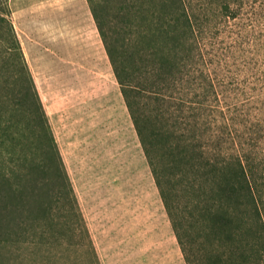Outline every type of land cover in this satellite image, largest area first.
Masks as SVG:
<instances>
[{"label":"trees","instance_id":"obj_1","mask_svg":"<svg viewBox=\"0 0 264 264\" xmlns=\"http://www.w3.org/2000/svg\"><path fill=\"white\" fill-rule=\"evenodd\" d=\"M87 1L185 263L264 264V0H115L111 21L100 0ZM50 182L74 215L20 41L0 13V248L27 242L37 221L41 237L56 229Z\"/></svg>","mask_w":264,"mask_h":264},{"label":"crops","instance_id":"obj_2","mask_svg":"<svg viewBox=\"0 0 264 264\" xmlns=\"http://www.w3.org/2000/svg\"><path fill=\"white\" fill-rule=\"evenodd\" d=\"M79 2L82 6L76 16L79 28L51 35H26L25 39L26 59L60 154L81 205L91 216L92 227L98 226L92 234L96 245L110 244L109 226L114 211V221H118L119 227L122 219L129 220L136 244H143L150 254L159 252L178 263V243L123 97L118 95L115 101L109 98L116 81L113 71L111 78L92 76L101 69L106 71L109 61L88 6ZM46 67H52V74H48ZM60 67L79 68L91 74L78 82L85 85L87 92L92 89L88 85H93L96 92L91 100L85 99L83 105L79 102L74 76L67 86V78L58 75ZM104 87L111 89L106 97L102 93ZM104 101L105 107H98ZM84 134L86 139L79 145ZM99 137L103 140L100 147L93 144ZM114 137L118 138L116 142ZM98 251L104 264H121L116 259H124L121 252L112 253L107 247Z\"/></svg>","mask_w":264,"mask_h":264},{"label":"rangeland","instance_id":"obj_3","mask_svg":"<svg viewBox=\"0 0 264 264\" xmlns=\"http://www.w3.org/2000/svg\"><path fill=\"white\" fill-rule=\"evenodd\" d=\"M81 1L83 2V4L86 3L88 9L90 10L88 1ZM100 1L104 6L108 8V10L106 11L107 14L105 15L107 20L109 19L108 21H111L114 17L115 11L117 10L118 1ZM81 10L82 6L79 0H0V13L7 15L8 19L12 22L15 33L20 41L22 52L24 54L31 76L32 71L28 65L25 54L27 52L25 40L26 35H28L29 37L32 34H35L37 36L41 34L51 35L56 31H72L73 29H77L79 28L77 27V23L79 22V20L76 19V16H78L77 13ZM94 25L96 26L95 22ZM47 48H50V44L47 45ZM46 68H48L49 70L48 74H52V72H50L53 71L52 67ZM83 71L87 70L79 68L71 69L60 67L58 74L67 78V80L65 81V84L67 86L71 84V76H74L76 93L80 95L79 102H81L82 105L85 103V99H90V97H93L94 93L96 92V90L94 91L93 85H88L89 87H92L91 91H88L89 93L86 91L84 87L85 85L82 86L80 84V88L78 82L80 83V80L88 78V76L91 75L89 73L85 74ZM92 76H100L103 78L108 76L109 78H111L113 74L110 63L109 68L107 67L106 71L104 69H101L100 73H95ZM103 86L106 85L103 84ZM119 89V85L115 81L114 89H112V91L110 88L107 90L104 87V92L102 93L103 95H105L104 97H106L107 92L110 93L111 91L109 98L113 97L115 101L117 100L116 96H121V92ZM100 104L98 105V107H105V101L100 102ZM92 109L93 108H91V110ZM95 137H98V135H96ZM100 138L101 137L95 138L96 141L93 140V144H95V146L100 147V145L103 143V140ZM85 139L86 134H84L79 139V145H81V143H83ZM117 139V137H114V142H116ZM110 140H112V138L108 139V141ZM261 146L263 149L261 158L263 159L262 161H264V139L261 140ZM96 165H98L99 167L98 163H96ZM64 167L68 174V170L65 164ZM98 167L96 168V178H98V174H100V167ZM68 177L72 187V196L75 198V214L72 215L70 214V212H68V202L64 195V192L59 191V187L57 184L50 182V184H48L44 189V192L51 195V198L53 200L51 205L52 215L50 216V219L47 220V222L49 224L52 223L56 227V229H54V231L52 230L51 234H44V236L41 237L43 235L41 233L42 227L40 225L41 223L37 221L34 228H29L31 232L27 235L29 236V240L27 242L19 245H14L12 247L0 248V264H104L98 248L105 247L109 248L112 253L113 250L122 253L121 256L124 257V259H116V262H120L121 264H161L162 261H164L163 264H186L179 244L177 245L179 249V255L177 257L178 263H176L175 260H167L166 256L162 254L160 255L159 252L150 254V252L146 248L144 249L143 244H136V235L132 233L131 228L128 227L129 220L122 219L119 227L118 221H114V217L116 218V213H114L113 211L114 209L112 210L113 219L110 218L111 225L109 226L111 231L109 239L110 244L107 243L106 245H96L92 234L95 228H97L98 226L95 225L94 228L93 225L92 227L93 221L90 220L91 216H88V214L85 213L81 205L82 202L80 195L74 187L69 174ZM257 183L259 194L261 195L262 199L264 217V162L263 172L261 173L260 178L257 179ZM56 193L58 194V196L55 195ZM109 228L105 227L106 230L108 229V232ZM120 239H122L121 242L123 244H120ZM136 248L138 249L136 250Z\"/></svg>","mask_w":264,"mask_h":264}]
</instances>
